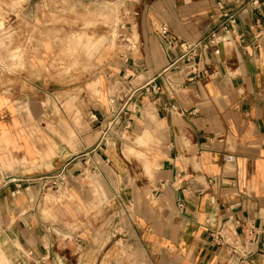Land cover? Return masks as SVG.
<instances>
[{
    "label": "crops",
    "instance_id": "obj_1",
    "mask_svg": "<svg viewBox=\"0 0 264 264\" xmlns=\"http://www.w3.org/2000/svg\"><path fill=\"white\" fill-rule=\"evenodd\" d=\"M40 5L59 31L77 8L99 5L117 39L100 44L80 82L47 70L54 46L26 71L0 70L4 263L113 264L125 248L148 264H264V0L197 50L195 70L173 63L180 43L207 35L236 0H36L21 34L28 19H48ZM151 78L159 92L138 88ZM115 131L139 157L125 156ZM61 170L64 189L44 188Z\"/></svg>",
    "mask_w": 264,
    "mask_h": 264
},
{
    "label": "rangeland",
    "instance_id": "obj_2",
    "mask_svg": "<svg viewBox=\"0 0 264 264\" xmlns=\"http://www.w3.org/2000/svg\"><path fill=\"white\" fill-rule=\"evenodd\" d=\"M29 2L32 3L33 7V3L36 2V0H0L1 72H3L5 62H7V64H11V72L12 74H15L21 71V69L25 70L26 68H29L31 61L37 59L39 60L41 59V56L45 55L46 58L44 57L43 59L48 63V71H55L60 74V76H63V78L69 73H72L77 82H80V80H83L86 72L94 71L93 62L96 60L95 52L99 49L100 44L111 43L112 46L115 44L117 39L115 26L107 21V18L109 17V10H102L98 13L99 5L88 9H84L83 7L77 8L70 20L60 21V23L64 26L62 31H59L54 27L58 21L56 19H54V21L52 20L53 15L50 6L40 5V11L47 13L48 19H44L43 22L40 19L39 22V19L36 18L37 22L35 20V23L28 19L26 22L27 25L24 27V33L21 34V27L19 24L20 18L25 4ZM110 11L113 12V10ZM106 26L108 28V33L106 37L101 40V37L97 34H99L101 27ZM41 27L46 28L45 31L46 33L49 32L47 33L48 35L43 36V33L38 31ZM44 46L49 51L52 50L53 46L54 48L60 47L61 51L57 54L49 52L42 55ZM70 62L72 63L70 64ZM87 63L90 65L87 66ZM78 90L81 91V86ZM90 90L93 94L96 93L95 86H92ZM61 104L67 111L73 108V103H68L66 99L61 100ZM74 120L76 127H80V125L84 124L83 117L79 115H77ZM110 121L111 119H109V122ZM110 127H112V125ZM117 137L119 138L120 143H122L124 148L123 153L127 156V158L131 159L135 156L139 157V151L134 153L133 150L129 148L132 145L131 142L133 139L128 133L117 134ZM144 166L146 171L151 173V167L147 164V162ZM123 222L125 226L129 225L125 213L123 215ZM124 229L125 230L123 232L125 233L127 229ZM107 235L122 236L121 233H116L115 229H109ZM113 261H116V263L113 262V264H148L146 256L137 255L135 252L133 255L132 250H126L125 248L122 254H118ZM0 264H10L9 262L4 263L1 250Z\"/></svg>",
    "mask_w": 264,
    "mask_h": 264
},
{
    "label": "built area",
    "instance_id": "obj_3",
    "mask_svg": "<svg viewBox=\"0 0 264 264\" xmlns=\"http://www.w3.org/2000/svg\"><path fill=\"white\" fill-rule=\"evenodd\" d=\"M260 0H236L237 8L231 12L226 13L223 15L222 19L218 22V24L213 28L207 35L203 36L199 40H195L193 42H186L182 41L180 43L181 52L176 57L173 63L179 62V61H192L191 63V69H196V63L194 62L193 57L196 56L197 50L199 48H205L210 45L217 44L224 35L234 33L235 31V24L237 21V17L240 12H242L245 9L251 8V7H257L259 5ZM164 30V28H162ZM150 87L154 92H159L161 90L160 86L154 82V79L151 78L147 83H144L139 89H146L147 87ZM124 98V97H123ZM117 99L116 95H112L110 99V112L115 113V100ZM121 100V99H120ZM175 109V105L170 104L169 105V112L173 111ZM118 113H115V115L111 118V121L109 123L110 127L114 123V119L117 118L116 116ZM64 172L61 170L57 172L56 174H52L48 177H46L43 180V187L46 189H52L54 192L58 193L59 191H62L64 189ZM252 231V230H250ZM249 231V233H250ZM252 234V233H251Z\"/></svg>",
    "mask_w": 264,
    "mask_h": 264
}]
</instances>
